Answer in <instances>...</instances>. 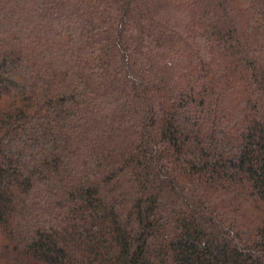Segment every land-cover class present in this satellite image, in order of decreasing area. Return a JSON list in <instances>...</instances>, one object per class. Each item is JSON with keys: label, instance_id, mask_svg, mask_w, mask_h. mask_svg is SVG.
<instances>
[{"label": "trees", "instance_id": "obj_1", "mask_svg": "<svg viewBox=\"0 0 264 264\" xmlns=\"http://www.w3.org/2000/svg\"><path fill=\"white\" fill-rule=\"evenodd\" d=\"M0 264H264V0H0Z\"/></svg>", "mask_w": 264, "mask_h": 264}]
</instances>
